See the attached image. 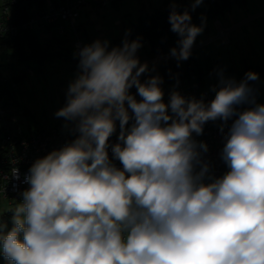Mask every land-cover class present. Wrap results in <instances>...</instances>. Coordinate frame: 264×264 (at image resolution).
I'll return each instance as SVG.
<instances>
[{"label": "clouds", "instance_id": "9594fccd", "mask_svg": "<svg viewBox=\"0 0 264 264\" xmlns=\"http://www.w3.org/2000/svg\"><path fill=\"white\" fill-rule=\"evenodd\" d=\"M191 20L172 0L178 66L203 31ZM129 35L122 46L97 39L74 53L78 72L55 116L79 135L30 167L0 255L7 264H264V104L249 85L259 74L237 82L219 69L212 100L173 90L165 103L161 76L141 82L150 69L136 55L141 38ZM245 103L255 106L238 111ZM233 116L220 153L228 171L215 178L193 133L210 120L225 122L223 132ZM117 120L111 151L122 168L108 155Z\"/></svg>", "mask_w": 264, "mask_h": 264}, {"label": "rangeland", "instance_id": "374dc122", "mask_svg": "<svg viewBox=\"0 0 264 264\" xmlns=\"http://www.w3.org/2000/svg\"><path fill=\"white\" fill-rule=\"evenodd\" d=\"M175 2L177 6L181 7H191L192 4V0H175ZM207 4L208 0H203V3L197 8H202ZM163 6L164 0H121L119 6L110 5L108 7L91 4L82 9L80 16L76 17V25L79 27V34L86 45L97 39H107L110 42L109 48L122 46L123 41L121 43H115V41L124 39L126 31L130 30L131 25L139 20L143 9L154 11ZM218 19L225 24V18L222 15H219ZM213 24H215V20L211 21L215 32L211 33L212 35L209 37L206 35L211 41L199 53L200 56L204 54L210 56L211 60L203 59L214 68L213 72L207 74V81L218 84L216 73L219 69L224 70L225 77L234 78L239 82L244 78L241 72L246 67L257 64L264 67V42L258 47V53L254 54L247 49V43L243 45L244 38H242L240 29L234 33L227 32V35L226 32L224 34L220 32V37L212 40L210 37L218 34ZM56 33L58 34L55 29L36 28L33 30V34L41 38L44 46L48 47L51 52L55 51V54L44 62L30 59L29 54L32 51L28 46L23 53L14 44L7 48H0V63H11L18 74L25 75V80L15 87L18 91L20 106L16 107L14 105L16 102H11L13 105H10V110L0 109L2 137L6 132L18 133L19 128L24 134H28L33 130L49 129L62 122L63 118H57L55 112L65 105L68 85L78 72V60L74 56L75 50L72 41L77 35L73 30L68 36H59ZM201 33L203 34H200L199 39H202L206 34L204 31ZM60 52L64 53L61 55ZM66 52H70L69 57L65 56ZM257 58L260 60L258 61ZM145 62L149 69H159L162 64L160 61H151L143 51L141 63ZM2 71L5 74L8 73L7 69H2ZM258 74L259 79L249 81V85L254 90L255 104H264V68ZM134 89L136 88L132 87L130 92ZM168 89L175 90L171 85L168 88H162L164 96ZM255 104L245 103L239 106L254 107ZM2 112L5 115H2ZM2 208L0 220L13 206L2 205Z\"/></svg>", "mask_w": 264, "mask_h": 264}, {"label": "built area", "instance_id": "2783aa9c", "mask_svg": "<svg viewBox=\"0 0 264 264\" xmlns=\"http://www.w3.org/2000/svg\"><path fill=\"white\" fill-rule=\"evenodd\" d=\"M121 0H0V37L15 39L26 30L40 29H55L59 35H68L73 30L77 37L73 40L75 52L86 44L83 42L77 25L76 17L82 9L95 4L106 7L112 3ZM28 9V14L25 16L22 6ZM225 31L222 30L221 34ZM195 46L192 47L191 53L195 51ZM154 62H166L176 60L170 55V51L149 58ZM79 62V57H77ZM173 86L175 91H178L184 97H195L200 99L201 96L205 101H210L214 98L215 92L212 87L217 85L213 81L202 82L197 77L189 79L177 78L171 82H163L162 88ZM169 90L163 100L168 103L170 99ZM139 101L141 97L137 93V89L130 92ZM127 106V105H126ZM251 106H238V111H243ZM131 115V110L129 109ZM5 115L4 112L1 113ZM236 116L230 118L224 127V131H220V125L225 123L221 120L208 121L203 126L202 135L197 136L193 133L195 140L203 141L208 146V151L202 154V159L209 163V175L215 178L221 177L228 171L227 165L220 157V153L225 143V135L227 134ZM134 120L130 119L128 127ZM65 120L56 126L49 129L33 130L28 134H24L22 129H18V133L6 132L2 139L1 145L4 150L3 157L0 160V213L3 206H13L14 209L22 202V193L29 185L26 183V176L29 174V169L32 164L40 158L45 157L54 150H59L65 144L70 143L77 138L79 133L73 131V125L69 123L67 128L64 127ZM120 128L119 121H116V131L109 138L108 155L111 162L118 168H122L119 160L115 159L111 151V145L119 142ZM18 171L13 174V170ZM205 182H209L207 179ZM11 209V210H12ZM1 223V220H0Z\"/></svg>", "mask_w": 264, "mask_h": 264}, {"label": "trees", "instance_id": "16d2710c", "mask_svg": "<svg viewBox=\"0 0 264 264\" xmlns=\"http://www.w3.org/2000/svg\"><path fill=\"white\" fill-rule=\"evenodd\" d=\"M242 1L244 0H214L212 2H208L207 6L196 8L195 11H193L191 7H177V11L182 13L185 9H187L192 17L191 23L197 26H200L203 23V29L208 30L209 23L213 18L230 9L233 4L241 3ZM119 3L120 1H116L111 5L119 6ZM171 3L172 0H164V6L162 8H158L154 11L143 9L139 15V20L131 25L128 39L131 41L141 38V44L144 45L141 46L136 53L140 62L143 58V51L147 58H152L156 55L164 54L170 51L173 47H177V40L179 39V36L178 34L171 31V25L169 23ZM22 8L26 16L28 14L26 5L22 6ZM202 16L204 17L203 21L201 19ZM77 28L78 31H80L78 26ZM40 39L41 38L38 35L33 34V30H26L15 39L0 37V48H7L14 44L23 53L24 49H26V46H28L32 51L29 54V58L44 62L48 58L52 57L55 54V51L51 52L48 47L44 46L45 44H43L42 40ZM196 39L198 40V36ZM123 40L124 39L116 40L115 43H121ZM196 51L197 50L191 53V56L188 60L181 61L179 66L177 60H171L163 62L159 69H150L148 72L142 74L140 79L141 82H144L150 76L155 75L161 76L163 78V82H171L177 78L189 79L192 77H197L202 82H205L207 74L213 72L214 68L209 65V62L201 59ZM60 53L62 55L64 52ZM69 54L70 52H66L65 56L69 57ZM2 69H7L8 73L5 74ZM248 71H254L258 73L262 70L259 66H249L246 67L244 71L241 72V74L245 77V73ZM24 80L25 75L18 74L15 70V67L11 63H0V109L10 110V105H13L11 102H16L14 104L16 107L20 106V102L18 100V91L15 87ZM2 101H5V103H2ZM16 111L18 112V109ZM1 133L2 132L0 129V160L4 154V150L1 145ZM12 210L3 216L0 225L4 227L0 229V231L6 232L13 226L12 218L14 213ZM0 264H7V261L3 259L2 255H0Z\"/></svg>", "mask_w": 264, "mask_h": 264}, {"label": "crops", "instance_id": "0c3cea01", "mask_svg": "<svg viewBox=\"0 0 264 264\" xmlns=\"http://www.w3.org/2000/svg\"><path fill=\"white\" fill-rule=\"evenodd\" d=\"M212 1L214 0H208V2ZM221 15L225 18V24L218 19L219 16L213 18L211 21L215 20L213 26L214 29L218 31V34L213 35L210 39L214 40L217 37L219 38L222 30H224L227 35V32L234 33L240 29L242 31V38H244L243 45L247 43V49H249L250 52L257 54L259 51L258 47L264 42V0H244L241 3H235L230 9L226 10ZM211 21L208 30L203 29L206 34L202 39H206L201 41L202 39H199V36L203 33H200L198 35V40L196 39L193 45L197 50L196 52L198 56L205 60H211L210 56L206 54L200 56L199 53L200 50L204 49L211 41L208 40V37L215 32L211 26ZM206 35L208 37H206ZM257 60L259 61L260 59L257 58ZM257 66H259L261 70L264 68L260 64L254 65L253 67Z\"/></svg>", "mask_w": 264, "mask_h": 264}]
</instances>
